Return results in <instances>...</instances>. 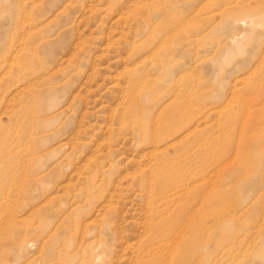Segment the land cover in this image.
<instances>
[{
	"label": "rangeland",
	"instance_id": "374dc122",
	"mask_svg": "<svg viewBox=\"0 0 264 264\" xmlns=\"http://www.w3.org/2000/svg\"><path fill=\"white\" fill-rule=\"evenodd\" d=\"M0 264H264V0H0Z\"/></svg>",
	"mask_w": 264,
	"mask_h": 264
},
{
	"label": "bare ground",
	"instance_id": "6f19581e",
	"mask_svg": "<svg viewBox=\"0 0 264 264\" xmlns=\"http://www.w3.org/2000/svg\"><path fill=\"white\" fill-rule=\"evenodd\" d=\"M162 167V166H161ZM172 175H174V174H172ZM160 175H158L157 177L160 179V177H159ZM157 178V179H158ZM162 178H164V176L163 177H161V179H160V182H158L159 184H158V187H157V190L152 194V199H151V201H150V207H151V209H152V211H154V216H153V218H154V220L157 218V212H156V208H157V206H159V205H154V203H155V201L157 202L158 200H160L161 198H165V197H167L168 196V191L169 190H167V191H165L164 192V190L165 189H168V187H170L171 185H175L176 184V182L178 183L180 180H178L177 181V179L179 178H177V177H175V176H169L168 178H165V179H162ZM175 178H177V179H175ZM159 179H158V181H159ZM183 181V180H182ZM184 183V182H183ZM173 187V186H172ZM175 188V187H174ZM175 190V189H174ZM178 191V190H177ZM172 194V193H171ZM171 196V195H170ZM176 197V196H175ZM168 199V198H167ZM176 199V198H175ZM164 200V199H163ZM192 200V199H191ZM194 200V199H193ZM203 200V199H202ZM172 201H173V199H172ZM199 200H197L196 202H198ZM160 202V201H159ZM163 202V201H162ZM194 205V204H193ZM197 205V204H196ZM192 206V205H191ZM184 207V206H183ZM191 208H193V206L191 207ZM195 208V207H194ZM158 210V209H157ZM190 210V209H189ZM188 210V211H189ZM187 214V213H186ZM185 216V215H184ZM159 221V220H158ZM160 222V221H159ZM174 222V221H173ZM155 223V222H154ZM175 223V222H174ZM177 223V222H176ZM164 224V223H163ZM179 224V223H178ZM162 225V224H161ZM180 225V224H179ZM178 225V226H179ZM176 226H177V224H176ZM176 226H174V224H173V226L171 227V226H160V225H158V224H156V229H155V234H156V237L157 238H164V237H166V238H164V239H168L169 238V236L170 235H173V236H175V237H179L178 236V234H177V232H178V229H177V227ZM175 240V239H174ZM177 240V239H176ZM167 241V240H166ZM175 244H176V241H175Z\"/></svg>",
	"mask_w": 264,
	"mask_h": 264
}]
</instances>
